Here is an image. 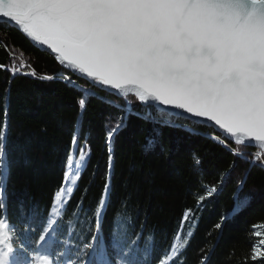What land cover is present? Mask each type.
I'll return each instance as SVG.
<instances>
[{"label": "snow or ice", "instance_id": "snow-or-ice-1", "mask_svg": "<svg viewBox=\"0 0 264 264\" xmlns=\"http://www.w3.org/2000/svg\"><path fill=\"white\" fill-rule=\"evenodd\" d=\"M0 31L5 32L0 43L9 53L7 62L0 63L9 85L0 96V115L4 118L0 121V141L7 139L11 83L17 76L77 90V123L95 95L76 84L77 78H85L101 90L132 94L149 109L131 115L178 130L189 139L205 140L234 157L244 158V153L234 149L233 143L258 146L259 154L250 162L264 167V0H0ZM13 32L36 51L37 46L46 49L57 67L38 75L30 61L17 63ZM128 116L119 115L104 137L108 152L106 179L100 198L89 206L97 231L111 191L112 144L127 126ZM181 121L194 126L186 127ZM68 136L61 186L51 194L38 217V244L46 242L56 230L55 218L71 203L75 191L67 182L76 183L81 166H86L91 157L90 145L81 144L75 126ZM77 154L78 160L74 158ZM4 158V146L0 145V170L7 167ZM203 160L202 153L190 154L195 170ZM234 166L235 161L228 173L221 174L220 183ZM247 175L245 172L236 181L234 212L249 203L250 197L239 200ZM216 190L213 187L208 195ZM5 194L6 185L0 184V209H4L0 213V264H12V224L6 214ZM84 199L81 197L80 204L72 206L82 207ZM204 199L200 196L197 203ZM191 212L189 208L182 213L181 226ZM226 219L222 216L215 228L221 229ZM179 238L177 231L174 243L166 252L162 249L155 253L150 264H185L187 241L179 243ZM117 239L120 245L128 244L125 239ZM98 241L99 237L92 235L77 260L69 258L66 264H96L89 250L95 256ZM137 247L133 243L127 249L121 256L122 264H141ZM251 259L264 260V239L254 246ZM206 261L207 255H202L199 264ZM32 264L56 262L48 255H37L32 257Z\"/></svg>", "mask_w": 264, "mask_h": 264}, {"label": "trees", "instance_id": "trees-1", "mask_svg": "<svg viewBox=\"0 0 264 264\" xmlns=\"http://www.w3.org/2000/svg\"><path fill=\"white\" fill-rule=\"evenodd\" d=\"M4 36L5 32L0 31V38ZM13 38L17 63L30 61L38 75L57 67L53 57L36 51L15 32ZM8 56L0 43V63H6ZM5 77L6 73L0 71V96L9 87ZM76 84L79 89L95 93L79 123L77 90L20 76L11 83L7 139L0 141L7 167L0 170V184L6 185L4 202L14 230L10 243L15 252L22 250L31 258L48 255L58 262L69 258L75 261L83 244L96 235L99 241L95 255L103 262L122 264L121 256L135 243L137 259L141 264H150L155 253L168 250L179 231L178 242L187 241L185 264H199L205 254L206 264H264V260L251 259L258 240L254 228H264V167L250 162L259 149L233 143L234 149L244 153V158L234 157L205 140L189 139L178 130L131 115L149 111L134 95L118 98L81 78ZM124 113L129 114L127 126L112 144L111 191L97 231L89 206L100 198L106 179L108 152L104 137L107 128ZM3 119L0 115V121ZM74 126L81 135V144L90 145L91 157L80 170L71 203L55 218L56 230L46 242L38 244V217L51 194L61 186L68 133ZM192 152L203 154L198 170L191 166ZM233 161L231 174L220 183L221 174L228 173ZM245 172L247 182L239 192V200H250L234 212L236 181ZM213 187L217 190L209 196ZM200 196L206 199L197 203ZM81 197H86L83 206L73 207L80 204ZM189 208L192 212L181 226L182 213ZM2 212L4 209H0ZM222 216L227 219L218 230L215 225ZM117 237L128 244L120 245Z\"/></svg>", "mask_w": 264, "mask_h": 264}, {"label": "rangeland", "instance_id": "rangeland-1", "mask_svg": "<svg viewBox=\"0 0 264 264\" xmlns=\"http://www.w3.org/2000/svg\"><path fill=\"white\" fill-rule=\"evenodd\" d=\"M74 158L78 160V158H79V157H78V154H77ZM83 167H84V165L81 166V170L83 169ZM76 183H77V181H76ZM76 183L73 184L71 181H69V182H67V186H68V187H73V188H75ZM256 232L261 233L260 236H256V235H255V237L258 239V240H257V244H256V246H259V241H260L261 239H264V228H263V227H256V228H254V234H255ZM12 235H13V231L10 230V238L12 237ZM12 259L15 260L14 264H32V262H31V260H30V257H26V256L23 255V254H16V253H14V255H13L12 258H11V260H12ZM12 263H13V262H12ZM64 264H66V263H64Z\"/></svg>", "mask_w": 264, "mask_h": 264}, {"label": "water", "instance_id": "water-1", "mask_svg": "<svg viewBox=\"0 0 264 264\" xmlns=\"http://www.w3.org/2000/svg\"><path fill=\"white\" fill-rule=\"evenodd\" d=\"M38 48H39V50L41 51V52H43V53H46V54H48V55H50L49 54V52L46 50V49H44L42 46H37ZM51 56V55H50ZM52 57V56H51ZM81 79H83V80H85L86 82H88L89 84H91L87 79H85V78H81ZM92 85V84H91ZM93 86V85H92ZM97 89H99V90H101L99 87H96ZM101 91H103V92H107V93H109V94H111V95H113V96H115V97H118V98H120V97H123V96H125L124 94H121V93H118V92H109V91H107V90H101ZM128 95H132V94H128ZM183 122H186V121H183ZM244 146H246V147H250V148H257V149H259L258 148V146H255V145H252V144H246V145H244Z\"/></svg>", "mask_w": 264, "mask_h": 264}, {"label": "bare ground", "instance_id": "bare-ground-1", "mask_svg": "<svg viewBox=\"0 0 264 264\" xmlns=\"http://www.w3.org/2000/svg\"><path fill=\"white\" fill-rule=\"evenodd\" d=\"M12 262H13L12 264H14L15 260L12 259Z\"/></svg>", "mask_w": 264, "mask_h": 264}]
</instances>
